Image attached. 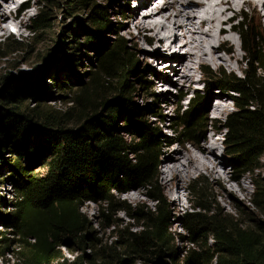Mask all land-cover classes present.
I'll return each instance as SVG.
<instances>
[{"label": "trees", "instance_id": "trees-1", "mask_svg": "<svg viewBox=\"0 0 264 264\" xmlns=\"http://www.w3.org/2000/svg\"><path fill=\"white\" fill-rule=\"evenodd\" d=\"M73 1L79 11H85L88 27L82 29L83 43L72 50H94L97 57L96 61L88 59L95 70L88 73L87 81L76 72L77 57L64 54L62 65L77 83L56 85L67 94L62 113L41 103L40 75L23 81L18 89L10 85L0 99V155L11 158L8 180L17 197L14 213L5 219L19 238L16 242L0 239V259L11 256L20 264H68L59 249L66 248L72 255L76 248L81 255L69 264H133V260L169 264L174 259V253L164 246L169 216L156 185L159 149L179 140L201 142L204 104L209 101L205 96L190 100L174 118L176 139L163 137L151 123L158 117L154 107L133 101L135 88L130 79L137 71L131 49L124 39L111 45L106 42L107 34L120 30L110 21V8L94 0ZM56 2L42 0L39 4V13L30 22L33 37L27 43L8 39L0 43V50L22 45L9 54L17 58L29 49L38 33L48 27L49 7ZM237 27L245 61L242 76L204 67L200 86L204 95H234L230 102L235 110L223 125L222 144L228 154L237 157L239 168L254 170L259 169L256 162L264 159V37L246 22ZM158 75L151 70L148 77ZM137 82L141 88L146 85L142 78ZM19 91L27 92L32 106L26 105ZM39 162H44L47 172L33 177L31 168ZM252 186V211L241 207L232 216L211 210L205 184L199 179L191 183L197 212L184 216L182 228L186 240L196 247L186 254L184 264H264V222L254 215L264 218V179ZM139 190L155 205L152 210L131 209L119 199ZM82 203L102 204L100 220L105 229L115 228L118 213L143 225L137 231V226L118 230L115 241L104 244L80 213Z\"/></svg>", "mask_w": 264, "mask_h": 264}, {"label": "rangeland", "instance_id": "rangeland-1", "mask_svg": "<svg viewBox=\"0 0 264 264\" xmlns=\"http://www.w3.org/2000/svg\"><path fill=\"white\" fill-rule=\"evenodd\" d=\"M94 1L99 5L108 6L110 8V21L117 29L120 28V30H117L111 35L107 34L105 36L106 42L111 45L113 42L124 39L127 46L131 49L130 59L136 61L137 71V75L135 74V76L130 79V82H132L135 88V92L132 94L133 101L137 102L139 105H152L154 107V112L158 117L155 120L152 119L151 123L153 126H157L160 129L163 137L173 140L176 139L175 130L177 122L174 118L180 116L181 112L186 109L190 100L205 96L206 100L209 101L204 104L203 113L205 116L201 142L186 144L179 140L172 145H162L159 149L156 167V185L161 191L169 216L168 235L164 246L174 253V259L169 264H184L183 260L186 254L196 247V245L186 240L188 235L182 228L184 227V216L189 213L197 212L194 209L196 202L190 190L191 183L199 179L205 184L208 193L211 195V200L208 204L211 210L216 209L225 215L234 216L238 208L241 209V207L252 211V205L250 203L254 193L252 185L256 181L264 179V159L256 162V167H259V169L252 170L253 167L248 169L239 168L237 157L228 154L223 147L222 143L226 134L223 130V125L228 115L235 110L230 102V99L233 98L234 95L228 92H212L204 95L202 94L203 89H201L200 86L201 80L203 81L200 72L204 67L209 68L212 72L223 70L226 73L241 77L242 72L245 70V61L243 59V53L239 48V46L241 47L239 38L236 35V31H238L237 26L241 22H246L253 28L256 34L264 37V25L261 18L253 14L251 7L249 5H244L237 17H235L230 24L225 26L227 29L229 27H234L235 29V31L231 33L232 41L228 42V46L240 57L239 65H234L233 69L229 70L224 66L213 68L208 64H203L198 68L195 75V79L199 80L197 83H180V81L175 82L172 74L161 72L163 71L161 65L167 62L170 52H163L159 49V53H155V47L151 44H147L144 40H140L137 30L132 26V19L134 18V13L137 8V2L132 0ZM41 2L42 0H26V6L22 8L21 12L26 13L27 18L24 25L20 27V34H18L16 28H10L9 33L0 38V43H4L8 39L21 44L27 43V41L33 37V33L30 30V22L39 13V4ZM164 3L170 6V10L174 7L176 10H180L182 14H186L190 11L189 7L179 4L176 0H157L155 5L163 6ZM86 19L87 16L85 11H79L73 0H57L55 6L52 5L49 7L48 27L38 33V38L31 44L29 49L20 53L17 58L9 54L16 47H21L22 45H15L3 51L0 50V99L7 95V90L10 85L18 89L23 81L31 80L35 76L40 75L41 81H43L40 85L41 103L49 105L58 113H62L66 108V99L64 97L67 94L61 92L56 85L65 84L69 87V85L72 86L77 83L76 77H74L73 74H69L68 70L63 67V55L73 54L77 57L76 72L82 76L83 81H87L86 79L89 76L88 73H92V71L95 70L94 65L88 61V59H92L93 61L97 59L94 50L84 51L82 48L81 51L78 52L72 50L83 43L84 33L82 29L88 27ZM178 34H181V31H178ZM145 37H148V34H145ZM63 44H66L67 47L64 48ZM186 49L187 48L177 51L175 57H184ZM152 61H157V63L152 65ZM151 70L157 71L159 75L156 78L148 77ZM260 73H262V71H260ZM4 77H7L5 81L3 80ZM138 77L146 81V85L143 88L138 85ZM164 78L168 80H170V78L173 79L175 85L172 87L166 86L163 83ZM52 79H57L58 81L56 82ZM7 84L8 87L4 90L3 88ZM166 93L169 95L168 97L163 96V94ZM18 94L23 96L26 105H33L32 101L28 99L29 96L26 91H19ZM217 98L223 99L228 107V112L219 117L211 114L212 107ZM124 138L128 139L126 137ZM211 143L217 144V149L214 150V154L215 158L221 162L220 165H222L218 171L220 176L224 177L226 181L220 183V179H218L220 177L217 178L216 176L212 178L205 171L190 177L184 184H180L177 178H169L170 182L168 186H171V190L177 192L176 195L179 197V203H183L184 206V208H175L176 206H174V203H176V199L169 196L166 189L163 187L162 175H164L166 167H170L172 165V160L180 157L179 154L184 155L187 150L196 153V148H208V144L210 145ZM8 159H11L8 157V154L5 153L4 156L0 155V239L5 238L16 242L19 238L12 229L8 228V221L5 219L9 218L14 213V205L17 202L14 188L8 180V176L10 175L9 166L12 165V161ZM43 163L44 162H39L31 168L33 177L45 176L47 168L43 166ZM239 186L245 188V190L240 192ZM119 199L130 206L131 209L146 207L152 210L155 207L153 203L147 200L143 190L127 192L126 194H122ZM102 208L103 206L101 203H82L80 213L87 218L96 239L104 244H110V242L115 241L116 232L118 230L137 226L134 228V231H137L140 229V226L143 225L141 221L129 219L123 213H118L114 218L115 228L105 229V225H103L100 220ZM254 215L260 221L264 222V218H259L257 213ZM208 244H210V241H208ZM9 249H11L10 246ZM59 251L62 257L68 261V264L69 261L81 255L80 249L76 248H73V251L76 252H73L72 255L66 248H61ZM89 253L91 252L86 251L85 254L88 255ZM133 261V264H144L141 261ZM0 264L20 263L11 256H5L3 259H0ZM153 264L159 263L154 262Z\"/></svg>", "mask_w": 264, "mask_h": 264}, {"label": "bare ground", "instance_id": "bare-ground-1", "mask_svg": "<svg viewBox=\"0 0 264 264\" xmlns=\"http://www.w3.org/2000/svg\"><path fill=\"white\" fill-rule=\"evenodd\" d=\"M132 1L137 2L132 26L137 30L139 39L153 45L155 53H159V49L170 52L167 62L161 65L162 70L172 74L175 82L180 83H197L199 80L195 79V75L203 64L213 68L224 66L229 70H232L234 65H239L240 57L228 46V42L232 41L231 33L235 29H227L225 26L237 17L244 5H249L253 14L259 16L264 25V0H176L190 8L186 14L174 7L170 10L166 3L163 6L155 5L157 0ZM25 2L26 0H0V38L6 36L10 28H16L20 34V27L27 18V14L21 12L26 6ZM178 31H181V34H178ZM145 34H148V37H145ZM185 48L187 49L184 57H175L177 51ZM155 63L157 61H152V65ZM168 79L164 78L163 83L166 86L175 85L173 79ZM163 96L169 95L166 93ZM227 112L225 101L217 98L211 114L219 117ZM216 145L211 143L208 148H196V153L187 150L186 156L179 154L181 158L173 159L172 165L166 167L162 175L163 187L169 196L176 199L175 208L184 206L179 203L177 192L168 186L171 178H177L180 184H184L190 177L205 171L212 178L220 177V183L226 181L218 171L222 165L215 158ZM243 190L245 188L239 186V191Z\"/></svg>", "mask_w": 264, "mask_h": 264}, {"label": "water", "instance_id": "water-1", "mask_svg": "<svg viewBox=\"0 0 264 264\" xmlns=\"http://www.w3.org/2000/svg\"><path fill=\"white\" fill-rule=\"evenodd\" d=\"M8 87V84L3 88L4 90Z\"/></svg>", "mask_w": 264, "mask_h": 264}]
</instances>
